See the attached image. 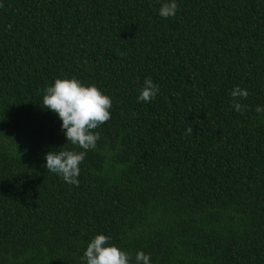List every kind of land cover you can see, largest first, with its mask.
Wrapping results in <instances>:
<instances>
[{"label":"trees","instance_id":"trees-1","mask_svg":"<svg viewBox=\"0 0 264 264\" xmlns=\"http://www.w3.org/2000/svg\"><path fill=\"white\" fill-rule=\"evenodd\" d=\"M177 2L0 0V264H82L99 233L132 264H264V0ZM65 77L113 105L78 185L44 159L83 150L43 105Z\"/></svg>","mask_w":264,"mask_h":264},{"label":"clouds","instance_id":"clouds-1","mask_svg":"<svg viewBox=\"0 0 264 264\" xmlns=\"http://www.w3.org/2000/svg\"><path fill=\"white\" fill-rule=\"evenodd\" d=\"M177 0H160L158 15L162 18L174 17L178 11ZM160 89L151 78H146L137 97L139 102H150L155 99ZM43 105L52 111L61 121V131L67 143L83 149L82 151L51 150L45 154V167L70 185H78L79 165L85 159L88 150L96 147L99 134L93 132L104 122L111 120L113 108L111 97L94 84H84L75 77L57 78L44 90ZM231 106L237 112L243 108L241 100L248 97L247 89L239 86L230 93ZM255 111L264 115V105H257ZM191 134L192 129L187 130ZM110 237L96 234L88 242L81 257L82 264H132L128 252L115 244L109 243ZM135 264H151L148 254L137 251Z\"/></svg>","mask_w":264,"mask_h":264}]
</instances>
